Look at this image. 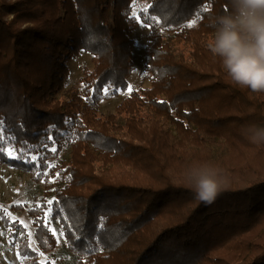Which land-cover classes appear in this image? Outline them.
<instances>
[{"label":"trees","instance_id":"1","mask_svg":"<svg viewBox=\"0 0 264 264\" xmlns=\"http://www.w3.org/2000/svg\"><path fill=\"white\" fill-rule=\"evenodd\" d=\"M0 0V162L42 182L31 218L43 252L49 218L78 264H264V93L235 84L207 44L230 0ZM11 15V18L9 16ZM9 18V19H8ZM148 29L144 76L125 90L134 28ZM91 55L66 88V60ZM67 150V155L64 151ZM217 168L223 190L199 201L186 179ZM0 217L22 264L38 260L26 229Z\"/></svg>","mask_w":264,"mask_h":264},{"label":"clouds","instance_id":"2","mask_svg":"<svg viewBox=\"0 0 264 264\" xmlns=\"http://www.w3.org/2000/svg\"><path fill=\"white\" fill-rule=\"evenodd\" d=\"M230 6L213 19L207 47L235 84L264 93V0H230ZM246 134L252 143H264V127L250 126ZM186 179L206 205L223 190L221 173L210 164L190 167Z\"/></svg>","mask_w":264,"mask_h":264},{"label":"rangeland","instance_id":"3","mask_svg":"<svg viewBox=\"0 0 264 264\" xmlns=\"http://www.w3.org/2000/svg\"><path fill=\"white\" fill-rule=\"evenodd\" d=\"M150 0H134L132 9L133 16L138 15L140 9L147 7ZM11 18V15L9 16ZM8 18V19H9ZM148 29L143 23H139L133 30L134 45L131 51V60L133 69L128 76V85L125 90H118L117 94L109 99H103L99 103V108L103 113L111 112L116 105L129 93L133 87L149 86V80L144 76V50L147 42ZM66 64L69 68V74L66 79V88L77 85L79 77L82 75L83 67H92L91 55L86 52H80L77 55H71ZM68 151H64L67 155ZM42 182H33L30 175L14 166L0 162V210L11 220L19 221L27 231L29 245L38 252V260L42 263L50 264H78V257L68 251L65 245L61 227L51 221L48 222L55 236V246L49 252H43L37 246L33 237V225L31 218L25 211L12 210L10 205L26 203L32 204L38 202L42 195ZM0 264H22V258L17 252V245L9 237L8 228L0 217Z\"/></svg>","mask_w":264,"mask_h":264}]
</instances>
